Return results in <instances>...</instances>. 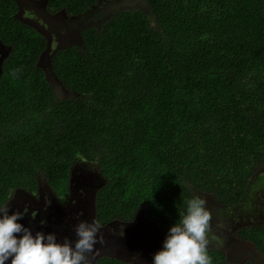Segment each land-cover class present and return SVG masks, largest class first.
I'll return each instance as SVG.
<instances>
[{"label": "trees", "instance_id": "16d2710c", "mask_svg": "<svg viewBox=\"0 0 264 264\" xmlns=\"http://www.w3.org/2000/svg\"><path fill=\"white\" fill-rule=\"evenodd\" d=\"M98 2L40 0L91 20L41 67L44 35L0 0V205L39 182L63 197L78 161L99 173L100 220L147 221L155 235L194 197L239 202L264 161V0H123L104 15ZM238 233L208 246L211 264H264V224ZM245 245L258 261L240 260Z\"/></svg>", "mask_w": 264, "mask_h": 264}, {"label": "flooded vegetation", "instance_id": "af4514ba", "mask_svg": "<svg viewBox=\"0 0 264 264\" xmlns=\"http://www.w3.org/2000/svg\"><path fill=\"white\" fill-rule=\"evenodd\" d=\"M22 1H24V6L21 8V10H27L28 13L31 14L25 16L29 17L30 21H27L22 17L18 16V11L20 8L19 0H16L17 18L21 19L28 25L35 28L39 33L44 35L46 39V46L41 52L40 58H43V55L46 53V51L50 50L51 48L55 51L58 48L73 44L77 40L75 33H79V28H83L87 22L91 23V20H89L87 17L86 19H84L82 16H67L64 12H62L61 14L56 13V11H54L52 8L47 9L45 4H40V11L37 13L32 8L33 5L40 0ZM98 3L102 7V14L104 15L115 8H119L123 4V0H99ZM131 3L129 2V4ZM58 15L59 18L56 22H54V20H56L57 18L56 16ZM31 17L37 19L39 25L33 22L31 20ZM41 25L44 30L41 28ZM45 29L48 31L50 30L51 35L53 36L54 33L58 32L59 30L69 29L71 33H74V41H70L59 47L53 48V36L47 35ZM0 44L6 46L1 41ZM6 47L7 48L4 51H0V61H2L6 54H8V52L10 51L8 46ZM71 182L72 178H70V182L67 186V192L63 197H58L54 193V191L44 182H39L36 186V189L32 192L17 187L10 192V195L7 198L6 202L4 204H1L0 207H8L9 214L14 211L22 212L24 214L23 219L19 222L22 223L25 227L30 228L32 230L33 235H35V233L38 231L43 232L45 234L55 233L58 242H63L64 238H68V240L72 242L73 247L75 245V241L78 239L75 233V227L81 221L91 223L94 219L98 220L101 227L99 229V232L97 233V243L94 245L93 248L94 252L88 254V264H96L98 259L104 255H113L119 258L133 259L137 260L140 263V259L138 257L131 256V249H119L123 247L127 248L128 245L132 244H128V241H131L129 239H133L134 235H136V237L137 235L141 237L142 233H144L145 236L149 239H162V235H155L152 234L150 231L149 235L151 234V236H147L148 232L142 226H140L141 222L139 220H100V218L95 215V189L90 187H78L80 189H78L77 192L74 193L77 187ZM16 195H18V197H16ZM39 196H42V200L40 203V207L36 209V201L34 197ZM44 196H47L46 199L44 198ZM15 206L16 208H14L13 210V207ZM37 210L39 211L37 212ZM43 212L44 214H42ZM112 223H117L119 226V229L115 235L107 234V231L101 229L104 226H110V224ZM131 225L133 226V228H135L136 226H140L141 228L139 230H133L132 228H129ZM121 229L129 230L128 236H125ZM153 229L156 231L155 228ZM156 232H159L160 234L159 230ZM101 240L102 242H100ZM6 264H10V261L6 262Z\"/></svg>", "mask_w": 264, "mask_h": 264}, {"label": "clouds", "instance_id": "9594fccd", "mask_svg": "<svg viewBox=\"0 0 264 264\" xmlns=\"http://www.w3.org/2000/svg\"><path fill=\"white\" fill-rule=\"evenodd\" d=\"M23 215L19 211L9 214L8 207H0V264H88L101 227L98 220L81 221L75 227L78 239L73 247L68 238L58 242L55 233L33 235L19 222ZM211 219L206 200L190 199L186 214L170 227L163 249L154 255V264H211L207 254Z\"/></svg>", "mask_w": 264, "mask_h": 264}, {"label": "rangeland", "instance_id": "374dc122", "mask_svg": "<svg viewBox=\"0 0 264 264\" xmlns=\"http://www.w3.org/2000/svg\"><path fill=\"white\" fill-rule=\"evenodd\" d=\"M19 4H20V8L18 11V16L22 17L27 21H30L29 17H25V16L31 14H29L27 10L26 11L21 10V8L24 6V1L19 0ZM40 7H41L40 1H37V3L33 5L32 9H34L38 13L40 11L39 10ZM59 12H61V10H59ZM56 17L57 18L56 20H54V22L57 21L59 15ZM31 20L35 22L37 25H39L37 19H35L34 17H31ZM41 28L44 30L42 25ZM45 32L47 35L53 36L51 35L50 30L48 31L45 29ZM70 41H74V34L71 33L69 29L59 30L58 32L54 33L52 39V47L56 48ZM6 48H7L6 46L0 44V51H4ZM50 50H52V48ZM50 50H47L46 53L43 55V58H41L40 60L41 67H45L47 65L48 57L51 53ZM48 77L51 83L53 84L55 91H58L63 95L68 94V92L64 89L62 83L58 82L56 78L50 77L49 74ZM71 174H72L71 183L75 184L77 187L74 193H76L77 190L80 189L78 187H82V188L90 187L95 189V187L97 188L101 182L99 173L96 171L95 166L94 165L89 166L87 162H82V161L76 162L71 169ZM263 184H264V161L255 166V170L253 172V176L251 178V183L249 185L247 194H245V196L239 202L235 204L227 205L217 201L216 199H214L213 196L209 195L208 193L205 195L202 194L203 197L205 196L203 199L206 200V207L211 212V216H212L210 222L211 230L207 234V238L209 241L208 246H218L225 249H227L228 247L230 248V245H232L233 240L235 241L239 238V233H238L239 227L243 225H251V224H264V185ZM16 197H18V195H16ZM46 197L47 196H44L45 199ZM34 199L36 201L35 202L36 209H38L40 207L42 196L34 197ZM14 208H16V206L13 207V210ZM38 211L39 210H37V212ZM42 214H44V212ZM140 226H142L148 232L147 236L150 233L149 229L150 228L153 229L151 224H149V222L147 221L141 223ZM140 226H136L135 228H133V226L131 225L129 228H132L133 230H139L141 228ZM101 229L107 231V234L115 235L119 229V226L117 223H112L110 224V226H104ZM121 231L125 236H128L129 230L121 229ZM149 236H151V234ZM161 237L162 239L153 240L152 238L150 239L147 238L144 233H142L141 237L138 235L136 237V235H134L133 239H129L131 241H128V244L130 243L132 244L128 246L126 245L127 248L123 247L119 250L122 249L127 250L129 248L131 249L132 252L131 256L138 257L140 259V264H154V255L158 251H161L163 249V244L167 236L164 234ZM224 239H227L229 243L225 244ZM233 247L234 245L231 248ZM239 249H241L240 246L236 248V250L234 249L233 252L235 254H238ZM253 253L254 252L252 251L250 245H245V249L239 258L240 260H245L248 257H254L258 261L259 258L255 256V254ZM228 258L234 260L233 257L228 256ZM235 262H237V260Z\"/></svg>", "mask_w": 264, "mask_h": 264}]
</instances>
